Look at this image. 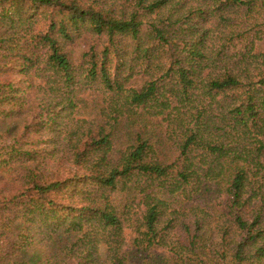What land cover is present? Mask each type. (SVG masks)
<instances>
[{
  "label": "trees",
  "instance_id": "16d2710c",
  "mask_svg": "<svg viewBox=\"0 0 264 264\" xmlns=\"http://www.w3.org/2000/svg\"><path fill=\"white\" fill-rule=\"evenodd\" d=\"M4 112L20 264H264V0H0Z\"/></svg>",
  "mask_w": 264,
  "mask_h": 264
},
{
  "label": "rangeland",
  "instance_id": "374dc122",
  "mask_svg": "<svg viewBox=\"0 0 264 264\" xmlns=\"http://www.w3.org/2000/svg\"><path fill=\"white\" fill-rule=\"evenodd\" d=\"M80 47H81V45L78 42L76 44L75 48L79 49ZM5 110H10V106L5 107ZM5 114H6L5 112L0 114V139H1L3 132H5V130L7 129V127L12 125L11 124L12 122L13 123L16 122L15 117H6ZM15 126H16V124H15ZM12 131H13V129H12ZM6 240H7L6 238H2V237L0 238V264H20L18 262V260H14V258L16 256L15 248L12 249L10 247V245H6L5 244ZM21 264H23V263H21Z\"/></svg>",
  "mask_w": 264,
  "mask_h": 264
}]
</instances>
